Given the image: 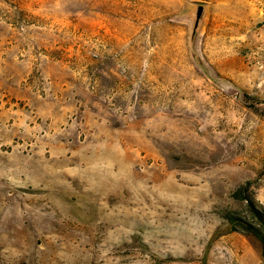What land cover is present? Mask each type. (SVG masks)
Wrapping results in <instances>:
<instances>
[{
  "label": "rangeland",
  "instance_id": "374dc122",
  "mask_svg": "<svg viewBox=\"0 0 264 264\" xmlns=\"http://www.w3.org/2000/svg\"><path fill=\"white\" fill-rule=\"evenodd\" d=\"M0 264H264V0H0Z\"/></svg>",
  "mask_w": 264,
  "mask_h": 264
}]
</instances>
